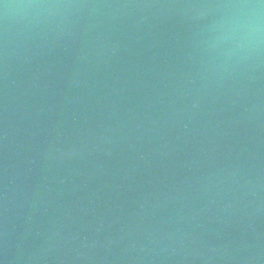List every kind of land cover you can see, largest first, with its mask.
I'll return each instance as SVG.
<instances>
[{"label":"water","instance_id":"water-1","mask_svg":"<svg viewBox=\"0 0 264 264\" xmlns=\"http://www.w3.org/2000/svg\"><path fill=\"white\" fill-rule=\"evenodd\" d=\"M241 3L0 0V264H264Z\"/></svg>","mask_w":264,"mask_h":264},{"label":"clouds","instance_id":"clouds-1","mask_svg":"<svg viewBox=\"0 0 264 264\" xmlns=\"http://www.w3.org/2000/svg\"><path fill=\"white\" fill-rule=\"evenodd\" d=\"M261 6H264V0H259L258 4L234 5L241 9L229 26L230 39L237 48L252 50L264 44V13L258 10Z\"/></svg>","mask_w":264,"mask_h":264}]
</instances>
